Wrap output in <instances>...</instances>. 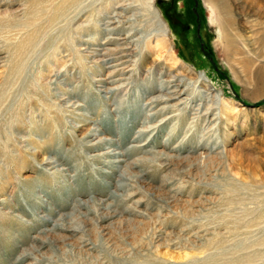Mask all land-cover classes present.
<instances>
[{
	"label": "rangeland",
	"instance_id": "1",
	"mask_svg": "<svg viewBox=\"0 0 264 264\" xmlns=\"http://www.w3.org/2000/svg\"><path fill=\"white\" fill-rule=\"evenodd\" d=\"M198 2L0 0V264H264V0ZM188 72L211 121L182 111L136 140L159 95L142 89ZM96 128L117 146L88 151ZM141 144L120 170L91 158Z\"/></svg>",
	"mask_w": 264,
	"mask_h": 264
},
{
	"label": "bare ground",
	"instance_id": "2",
	"mask_svg": "<svg viewBox=\"0 0 264 264\" xmlns=\"http://www.w3.org/2000/svg\"><path fill=\"white\" fill-rule=\"evenodd\" d=\"M260 11H262L261 7H260ZM262 20H264V16L262 17ZM110 24H112V23H110ZM263 24H264V22H263ZM234 42L235 41L230 40L228 42L229 47L232 48ZM131 45H132L131 43H128V45L126 47H124L122 50H120V53L122 54L121 59L118 60L120 62L114 66L115 68H117V71L119 73L118 75H119L120 79L115 80L114 82H111V84L120 82V83H122L121 89L124 88L125 87L124 84H126L130 80V77H126V76L129 73H131V74L133 73L132 70L127 71L130 66L125 67V65H127L131 61H124L123 60L125 58L132 56L130 53L131 52V47H130ZM252 46H254V44ZM244 48H245V46H244ZM252 50H254V49H252ZM254 53H255V51H254ZM259 54H260V52H259ZM259 60H261V59H259ZM101 61L104 62V60H101ZM252 63H254L253 60H248V61L246 60L243 64H244V66L249 67L252 65ZM133 66H135V64H133ZM249 70H250V67H249ZM249 70H248V74H249ZM131 74H130V76H131ZM254 78L256 80L257 85H259L261 87L264 86V65H261L257 69ZM200 79H201V76L198 77V79H194L193 73L188 72L187 75L184 76L180 80L175 78V77H173L172 79H169V80H162V78H161L158 80V82H156V80H154L156 83L155 85H153L151 87H149V86L144 87L142 89V92L140 93V98H143L144 97L143 95H148L150 93H154L155 91H158L159 95L154 96L151 99H149L147 101V103L143 105V107H146V108H142L140 111L138 110L136 112H133L131 119L133 120L134 125H137L140 122L141 117H144L143 120L141 121V124L144 127H145V125L150 124V126L148 125L146 128L143 127V129L138 131V135L136 136V140H138V141L141 140L147 134L155 131L156 129H159L162 131L164 125L169 124L170 122H172L176 118L182 116V114H181L182 111H185L186 117H188V114H186V113H189L190 116L191 115L194 116L195 119H200V118L202 119V117H203L205 123L210 122L211 121L210 118L213 115V112L219 110L220 108L211 106L210 108L207 109L206 114L201 116L200 115L201 109H203L205 107L204 103H209L210 98H209V96H207V97L198 96V93H197L198 91L195 90V88H193V90H192L193 93L190 94L189 91L191 90L192 84L191 83L187 84L188 82H193V81L195 82V81L200 80ZM106 83H107L106 81H103V80L101 81V84L105 85ZM184 86H188V88L182 89V87H184ZM115 91L116 90H109L108 93H114ZM185 95H187L188 97H183ZM198 102H201V103H198ZM218 105H220V104H218ZM196 106H198V108H195ZM169 114H172V115L170 117H166V118L161 119L157 125H151L156 120L161 118V116L163 117L164 115L166 116ZM214 115H215V118H213L212 120L217 121L218 120V114H214ZM216 129H217L216 127H212L210 131H214ZM100 132H101V130L99 128H96L93 130L92 134L88 135V138H87L88 141H86V144H85V147L88 151H91V152H92V150L94 151L102 143H105V141L109 142L111 146H113V143H114V145L117 146L116 142L112 139L111 140L110 139H106V140L100 139L98 142L93 143L94 139L91 140V138L95 137V136L99 137L101 135ZM212 136L213 135H211V137ZM169 141H170V139H169ZM147 145L148 144H141V145L132 146L131 147L132 149L129 150L127 152V154L126 153H124V154L116 153L115 151H107L106 153H102V154H99L96 156L95 155L91 156V158L97 159V158L102 157L101 161L104 162V165L112 168L113 170H115V169L120 170L121 165L125 163V160L120 159V158H122L124 156L127 157L128 155H130L131 152H134V150H139V152H141V153H151V152L145 151V147ZM209 145L211 147L208 149L213 151L214 149H217L219 144L215 140V142H213L212 144H208V146ZM107 158H113L114 160L107 161V163H106V161H103V160L107 159ZM59 162H60L59 159L55 158L54 160L49 161L48 164L53 166V168H58L61 165ZM140 162L141 161H138V162L131 164V166H129V165L126 166V170L124 172H122L121 178L123 180H125L127 182V184L125 183L123 185H120L119 186L120 190L128 191V190L134 189V186L132 184L136 183L137 178H139V177H137L133 174H130V170L133 167L137 166ZM80 204H82V203L80 202ZM77 209H79V206H74V210H77ZM88 211L93 212V213H96V212L98 213L99 209L92 211L90 208H88ZM100 220H107V218L101 217ZM57 228H59L60 230L66 231V232L75 231V232H82V234L84 233V231H83L84 229L82 228V226L81 227H78V226L77 227H73V226L66 227L65 225H63V226L58 225ZM46 233H49V231ZM32 250H33V252L38 253L39 247L38 248L35 247ZM33 255H34V253H32V252L26 253L25 257H30Z\"/></svg>",
	"mask_w": 264,
	"mask_h": 264
},
{
	"label": "water",
	"instance_id": "3",
	"mask_svg": "<svg viewBox=\"0 0 264 264\" xmlns=\"http://www.w3.org/2000/svg\"><path fill=\"white\" fill-rule=\"evenodd\" d=\"M195 1V3H196V7L198 6V4H199V2H198V0H194Z\"/></svg>",
	"mask_w": 264,
	"mask_h": 264
}]
</instances>
